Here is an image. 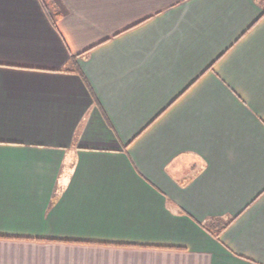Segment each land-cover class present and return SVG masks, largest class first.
I'll use <instances>...</instances> for the list:
<instances>
[{"label": "crops", "instance_id": "1", "mask_svg": "<svg viewBox=\"0 0 264 264\" xmlns=\"http://www.w3.org/2000/svg\"><path fill=\"white\" fill-rule=\"evenodd\" d=\"M51 2L0 0V264H264V2Z\"/></svg>", "mask_w": 264, "mask_h": 264}, {"label": "trees", "instance_id": "2", "mask_svg": "<svg viewBox=\"0 0 264 264\" xmlns=\"http://www.w3.org/2000/svg\"><path fill=\"white\" fill-rule=\"evenodd\" d=\"M264 2V0H261ZM46 10L49 12V15L52 19V21H56V16L58 17L59 12H57V9L55 8V5L51 2V0H42ZM215 237H219V233L214 234Z\"/></svg>", "mask_w": 264, "mask_h": 264}]
</instances>
